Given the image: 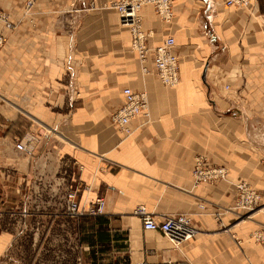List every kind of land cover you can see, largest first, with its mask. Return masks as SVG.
Wrapping results in <instances>:
<instances>
[{
  "label": "crops",
  "instance_id": "1",
  "mask_svg": "<svg viewBox=\"0 0 264 264\" xmlns=\"http://www.w3.org/2000/svg\"><path fill=\"white\" fill-rule=\"evenodd\" d=\"M115 1L37 0L25 14L22 1L0 0L18 23L0 21V264L24 228L43 232L33 239L41 248L67 232L76 264H264L252 233L264 216L236 223L217 213L236 202L238 180L264 201V0H175L170 22L144 5L149 44L176 39L174 88L143 72L130 30L108 8ZM127 86L149 102L131 136L112 120ZM199 155L230 181L195 186ZM72 192L82 206L104 197V213L69 216ZM139 206L157 221L190 214L197 232L175 246L144 228Z\"/></svg>",
  "mask_w": 264,
  "mask_h": 264
},
{
  "label": "built area",
  "instance_id": "2",
  "mask_svg": "<svg viewBox=\"0 0 264 264\" xmlns=\"http://www.w3.org/2000/svg\"><path fill=\"white\" fill-rule=\"evenodd\" d=\"M175 0H118L113 2L112 6L119 14V20L122 26L130 30L132 45L139 55L143 64L149 59L154 64V73L160 80L169 87H174L180 80L179 58L175 52L176 39L168 36L156 46L149 44L151 32L146 30L143 24L141 9L146 4L155 7L160 18L166 22H170L174 17L173 4ZM34 4V0H29L27 6ZM227 6H248L250 0H226ZM0 18L5 22L7 28H13L9 21V16L0 13ZM4 36L0 34V50L4 44ZM144 72L149 73L147 66L143 67ZM124 103L120 109L114 114L113 121L119 126L121 132L126 136L131 135L133 128L131 122L140 115L149 117V102L145 92L134 91L131 87L123 89ZM18 150L31 154L33 146L19 140L16 143ZM204 156L195 158V166L192 170L194 185L215 183L217 181L229 180L228 170L224 166L208 165ZM236 189L238 198L234 208L254 209L261 203V194L257 192L247 181H236ZM87 188V186H86ZM106 201L104 197H98L94 202H90L88 206H82L77 199L76 192L69 194V203L67 213L71 217H79L86 214L101 215L104 213ZM201 208H205L201 205ZM27 213L26 210L23 211ZM136 213L142 218L143 226L146 230H152L162 233L175 246L190 240L197 232L193 224V218L188 214H177L166 216L162 221H157L145 208L139 206ZM253 237L262 244L264 248V227L253 233Z\"/></svg>",
  "mask_w": 264,
  "mask_h": 264
},
{
  "label": "rangeland",
  "instance_id": "3",
  "mask_svg": "<svg viewBox=\"0 0 264 264\" xmlns=\"http://www.w3.org/2000/svg\"><path fill=\"white\" fill-rule=\"evenodd\" d=\"M22 1V3L24 4V10H25V14H28V12L30 10H32V8L34 7V5L36 4L37 0H34V4L30 7L27 6V2H29V0H20ZM113 4V3H112ZM112 4L108 5V8H113L115 9ZM226 5V4H225ZM227 6V5H226ZM230 7V6H227ZM238 7H243V6H238ZM116 10V9H115ZM117 11V10H116ZM0 13L3 14H7L9 16V21L12 23V27L13 28H7L5 22L0 18V21L4 24L5 28L8 30H15V28L18 26V23L16 21L13 20V14L12 12H9L5 9L2 8V6H0ZM118 13V12H117ZM120 21V20H119ZM121 24V23H120ZM0 34H2L4 36V44L3 47L0 50V54L5 46L6 43V36L4 33L0 32ZM131 35V34H130ZM131 45H132V39H131ZM133 51L135 53H137L134 48L133 45L131 46ZM177 54V53H176ZM115 56L117 58V55L114 54H110V57ZM136 56L139 55L136 54ZM178 56V55H177ZM179 58V57H178ZM140 59V58H139ZM150 60V59H149ZM148 60V61H149ZM114 61V60H111ZM141 61V60H140ZM147 61V62H148ZM151 61V60H150ZM146 62V63H147ZM145 64H143L144 66H147ZM148 67V66H147ZM148 69L150 70V68L148 67ZM143 70V68H142ZM144 72V70H143ZM146 73V72H144ZM149 73H154V71L150 70ZM156 75V73H154ZM157 76V75H156ZM158 77V76H157ZM159 78V77H158ZM160 79V78H159ZM180 83V80L178 82V84L174 87H177ZM129 87V86H128ZM173 87V88H174ZM133 89V88H132ZM135 91V90H134ZM137 92H144V91H137ZM146 93V92H145ZM264 93V92H263ZM123 94V91H122ZM147 95V93H146ZM124 97V96H123ZM148 97V96H147ZM123 105V104H122ZM120 109V108H119ZM118 109V110H119ZM117 110V111H118ZM116 111V112H117ZM115 112V113H116ZM114 113V114H115ZM113 114V116H114ZM113 116H112V120H113ZM114 122V121H113ZM118 128V130L121 132L119 126L117 124H115ZM123 133V132H121ZM133 133V132H132ZM34 135V134H33ZM31 135L29 137V143H32V141L35 139L34 136ZM132 135V134H131ZM128 135V136H131ZM19 141V140H18ZM17 141V142H18ZM206 158V157H205ZM229 174V172H228ZM193 178V177H192ZM240 181V180H238ZM244 181V180H242ZM194 182V181H193ZM236 182V181H235ZM235 182L234 185H235ZM249 183V182H248ZM250 184V183H249ZM251 185V184H250ZM252 186V185H251ZM257 192H259L261 194V192L259 190H257L254 186H252ZM262 196V194H261ZM237 198H238V191H237ZM200 204V208H201ZM234 204L230 205V206H225L222 207V210L217 212L219 218L224 217L225 215L229 214V213H233L235 215V222L236 223H244V222H249V221H260V217L264 216V201H263V196L261 198V203L259 206L255 207L254 209H244V208H234ZM203 209V208H201ZM181 214H185V213H181ZM177 215V214H176ZM190 215V214H188ZM192 218L193 216L190 215ZM194 221V218H193ZM222 221V219H221ZM262 229V228H261ZM260 230V229H258ZM257 231V230H256ZM256 231L252 232L255 233ZM41 231H39L40 233ZM35 231L34 230H30L29 228H24L21 229L18 232L17 235V241L15 242V244L13 246H10L7 249V253L5 252L4 255L1 257V264H76L75 263V256L78 253V249L74 248L71 246L70 244V236L67 234V232L64 231H57V235L55 237L50 236V239H52V242L55 243H60L61 245L59 247H52V246H45V247H39L37 245H34L33 243V239L36 237L37 239L43 238L42 237V233L41 232L39 234V236L35 235ZM47 235H45L46 237ZM44 237V238H45ZM192 239V238H191ZM55 240V241H53ZM255 241H257L254 238ZM51 242V243H52ZM258 242V241H257ZM72 243V241H71ZM37 244V242H36ZM262 245V244H261ZM54 249H56V251L54 252ZM57 256V257H56ZM82 256V255H80Z\"/></svg>",
  "mask_w": 264,
  "mask_h": 264
}]
</instances>
